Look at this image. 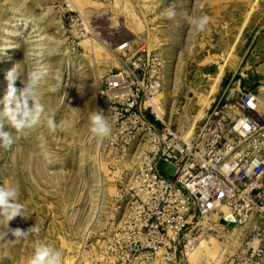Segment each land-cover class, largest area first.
Listing matches in <instances>:
<instances>
[{"label":"rangeland","instance_id":"1","mask_svg":"<svg viewBox=\"0 0 264 264\" xmlns=\"http://www.w3.org/2000/svg\"><path fill=\"white\" fill-rule=\"evenodd\" d=\"M189 18L208 22L200 31ZM15 31L22 36L14 38ZM248 49L264 53V0H0V99L9 71L20 90L39 69L35 89L45 109L23 131L0 117L13 139L0 147V186L17 188L22 205L9 225L0 217V264H28L38 244L59 251L60 264L98 263L102 237L123 214L135 151L125 153L122 127L105 109L101 91L108 75L141 54L161 55L155 98L173 130L193 137L217 105L235 102L245 67L264 68V57L241 62ZM94 114L106 120L108 136L90 132ZM146 116L155 118L151 108ZM217 223L213 216L190 234L203 245L193 252L182 246L179 264H226L256 248L249 246L256 237L264 249L263 219L255 216L235 231ZM34 226L38 231L19 239L8 232Z\"/></svg>","mask_w":264,"mask_h":264},{"label":"built area","instance_id":"2","mask_svg":"<svg viewBox=\"0 0 264 264\" xmlns=\"http://www.w3.org/2000/svg\"><path fill=\"white\" fill-rule=\"evenodd\" d=\"M135 60L106 77L101 91L111 122L125 134L123 150L135 149V164L123 214L102 237L97 264H179L181 247L200 239L190 234L213 215L224 229L222 220L237 227L255 216L264 220V89L239 91L233 107L216 106L184 139L148 106L161 89L163 58ZM142 95L145 105L138 103ZM162 160L177 168L174 177L159 170ZM226 264H264V249L252 247Z\"/></svg>","mask_w":264,"mask_h":264},{"label":"clouds","instance_id":"3","mask_svg":"<svg viewBox=\"0 0 264 264\" xmlns=\"http://www.w3.org/2000/svg\"><path fill=\"white\" fill-rule=\"evenodd\" d=\"M174 15V13H170ZM190 23L195 25L200 31L204 30L207 24V18H189ZM43 73L36 69L32 71L29 76L27 83L24 87L18 90L15 87L16 77L14 69L7 73V90L6 94L0 99V104L3 105V109L0 110V117L7 120L9 125L17 131H23L26 128L35 126L44 114V106L37 99L35 86L42 79ZM90 132L93 136L106 137L110 133V128L101 114H94L91 118ZM48 127L51 131H55L56 125L54 119L48 118ZM13 143V139L9 132L3 130L0 126V147L8 148ZM18 189L12 186H0V217H3L9 225V222L14 218L21 216L22 205L17 202L18 200ZM38 231L34 227L27 231L17 229H10L16 238H23L31 232ZM7 234V233H6ZM261 240L259 237L253 239L249 246L259 247ZM61 253L52 247L44 244H38L35 248L34 254L30 258L28 264H60Z\"/></svg>","mask_w":264,"mask_h":264},{"label":"crops","instance_id":"4","mask_svg":"<svg viewBox=\"0 0 264 264\" xmlns=\"http://www.w3.org/2000/svg\"><path fill=\"white\" fill-rule=\"evenodd\" d=\"M251 53V54H249ZM242 57V63L247 59V57H264V53L255 52L254 50L251 51V49H248L247 52L241 56ZM248 61V60H247ZM263 66H258L253 68V66H247L243 69V73L239 74V91H243L246 89H250L253 87H256V83H264V68ZM236 74V73H235ZM235 74L233 76H235ZM256 74L257 76H261V80L254 81L253 79L258 78L257 76H254ZM251 82V83H250ZM238 83V82H237ZM220 104V102L218 103ZM218 106V105H217Z\"/></svg>","mask_w":264,"mask_h":264},{"label":"bare ground","instance_id":"5","mask_svg":"<svg viewBox=\"0 0 264 264\" xmlns=\"http://www.w3.org/2000/svg\"><path fill=\"white\" fill-rule=\"evenodd\" d=\"M22 36V34L19 32V31H15L14 33H13V37L14 38H19V37H21ZM12 37V36H11ZM161 56V55H160ZM162 57V56H161ZM163 58V57H162ZM164 60V59H163ZM109 76V75H108ZM107 76V77H108ZM159 99H157V98H154V99H151V100H149L148 101V104H150L151 106H153L154 107V111L159 115V117H161V118H163V119H165L166 120V110H165V107H163V106H161V104L162 103H159V101H158ZM233 104L231 103L230 105L229 104H226L225 106L226 107H229V108H231V106H232ZM233 107V106H232ZM166 122V121H165ZM166 123H169L170 124V122H166ZM194 129H195V121H194V123H192V125H191V127H190V133L191 132H193L194 131ZM195 133V132H194ZM181 135V134H180ZM184 139H188V138H190L189 136V133L187 134V135H181ZM133 148H131V150H132ZM134 164H135V160H132V168H134ZM159 166V165H158ZM225 211H226V209H225ZM213 216H215V215H213ZM217 220H218V217H217ZM220 224H221V222H220ZM222 226H225V225H223V224H221ZM219 227V226H218ZM221 228H223V227H221ZM238 227L235 225L233 228H231V230L232 231H235L236 229H237ZM192 243L193 242H191V244H190V251L191 252H193L195 249H197L198 247H200L201 245H203V242H198V244L196 243V244H193V246H191L192 245ZM188 257V256H187Z\"/></svg>","mask_w":264,"mask_h":264},{"label":"water","instance_id":"6","mask_svg":"<svg viewBox=\"0 0 264 264\" xmlns=\"http://www.w3.org/2000/svg\"><path fill=\"white\" fill-rule=\"evenodd\" d=\"M159 170L164 172L166 175L170 176V177H174L175 173L177 171V168L175 166H170L168 165V163L164 160L160 161L159 163ZM221 224L228 226L230 229L233 228L235 226L234 223H230L228 224L226 221L222 220Z\"/></svg>","mask_w":264,"mask_h":264}]
</instances>
